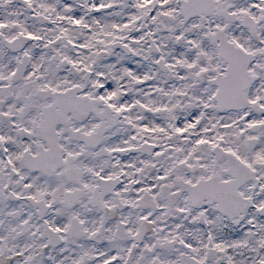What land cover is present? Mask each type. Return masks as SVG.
<instances>
[{
    "label": "snow or ice",
    "instance_id": "6c2138e0",
    "mask_svg": "<svg viewBox=\"0 0 264 264\" xmlns=\"http://www.w3.org/2000/svg\"><path fill=\"white\" fill-rule=\"evenodd\" d=\"M0 264H264V0H0Z\"/></svg>",
    "mask_w": 264,
    "mask_h": 264
}]
</instances>
